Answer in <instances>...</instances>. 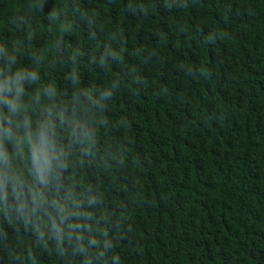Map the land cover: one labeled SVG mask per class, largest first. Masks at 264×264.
Listing matches in <instances>:
<instances>
[{
  "label": "trees",
  "instance_id": "16d2710c",
  "mask_svg": "<svg viewBox=\"0 0 264 264\" xmlns=\"http://www.w3.org/2000/svg\"><path fill=\"white\" fill-rule=\"evenodd\" d=\"M36 3L0 0V44L39 50L44 40L30 41L28 25L55 6L71 7L46 0L41 12ZM129 3L146 10L132 12ZM76 6L98 7L147 64L141 82L105 112L115 123L92 126L93 155L85 158L79 145L73 153L83 164L69 174L94 217L83 233L86 250L66 237L59 246L42 238L9 198L8 210L0 207V264H264V0ZM52 78L70 98L63 74L53 70ZM88 81L85 70L83 86Z\"/></svg>",
  "mask_w": 264,
  "mask_h": 264
},
{
  "label": "clouds",
  "instance_id": "9594fccd",
  "mask_svg": "<svg viewBox=\"0 0 264 264\" xmlns=\"http://www.w3.org/2000/svg\"><path fill=\"white\" fill-rule=\"evenodd\" d=\"M45 3L37 0L31 7L43 12ZM128 7L132 12L146 10L143 3ZM34 36L44 40L39 50L31 43H13L11 48L0 44V207L7 211L12 198L16 212L26 223L34 219L33 227L42 238L59 246L66 237L84 252L83 233L91 230L94 217L83 210L69 174L83 164L73 153L79 145L85 158L93 155L97 141L90 134L92 126L115 123L105 112L115 108L121 92L141 82L140 65L147 61L137 55L143 49L127 51L122 28L114 29L98 7L85 10L76 6V0H71V7L69 3L53 7L36 20V27L29 24V40ZM148 55L155 52L149 50ZM126 56L137 62L126 64ZM114 67L120 71L114 73ZM53 70L70 82V98L58 90ZM96 71L104 75L94 78Z\"/></svg>",
  "mask_w": 264,
  "mask_h": 264
}]
</instances>
